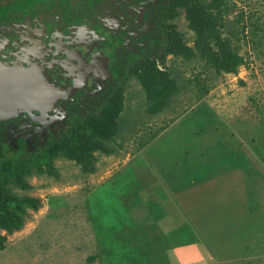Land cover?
Wrapping results in <instances>:
<instances>
[{
	"label": "rangeland",
	"instance_id": "rangeland-1",
	"mask_svg": "<svg viewBox=\"0 0 264 264\" xmlns=\"http://www.w3.org/2000/svg\"><path fill=\"white\" fill-rule=\"evenodd\" d=\"M170 1L154 0L153 15L175 26L190 51L158 62L159 76L170 80L160 110H148L152 91L141 77L120 78L114 68L100 94L92 84L65 101L43 130L22 118L0 131L1 147L24 140L33 157L50 156L56 170L47 171L43 160L42 171L31 165L24 174L27 188L7 183L39 203L26 207L21 229L0 230V264H264V0H188L164 18ZM199 7L245 58L237 72H217L197 45L200 33L189 16ZM47 19L43 26L55 34L66 26L122 64L128 52L162 48L156 36L163 26L153 17L150 28L131 35L116 18L105 29L84 19ZM119 88L114 120L96 134L89 121ZM73 126L101 143L91 151L93 170L54 152Z\"/></svg>",
	"mask_w": 264,
	"mask_h": 264
},
{
	"label": "trees",
	"instance_id": "trees-1",
	"mask_svg": "<svg viewBox=\"0 0 264 264\" xmlns=\"http://www.w3.org/2000/svg\"><path fill=\"white\" fill-rule=\"evenodd\" d=\"M154 0H0V24L8 22L21 14L41 13L49 11L61 18L65 23L74 19L90 20L99 22L104 27H111L113 18L120 19L123 26L119 29L124 34H132L134 29L141 31L151 26V17L154 25L163 26V33L158 37L159 43L162 45L158 54H145L142 56H134L129 52L126 56L127 62L121 63L119 57L114 58L113 67L118 71L120 78L126 77L128 74H137L143 80L145 87H148L150 93V103L148 110L157 112L168 103L170 94V80L166 74L159 76L161 71L158 69V62L163 63L167 54H185L190 51L182 41L180 33L171 24H164L159 21L160 15H153ZM185 3L188 0H172L168 5L163 6L164 18H170L177 15L174 6L177 3ZM54 12V13H51ZM191 19L194 28L198 29L200 38L197 45L203 54L209 56L210 61L214 64L217 72H237L239 67L245 64V58L232 46L231 43L222 39L220 32L216 29L212 22V18L207 14L203 7L191 12ZM129 23L131 25H129ZM148 35L144 39H148ZM161 38V39H160ZM134 40H138L135 38ZM215 42L217 49H214L209 41ZM168 80H167V79ZM159 79L160 81H157ZM163 81L164 92L158 91L157 82ZM121 89H117L108 102L104 101L99 113L90 119V127L97 134L98 125L104 124L105 121H113L116 110L120 105ZM149 95V94H148ZM98 144V140L92 138L84 129L74 127L72 132L62 138L60 144L56 143L54 152L58 154L62 151L69 154L84 169H94L92 161V149ZM25 145L19 143L15 147L0 146V230L7 233L19 230L25 223L27 216L26 207L38 206V199L34 197H19L10 190L7 183L13 180L18 187L27 188L29 185L24 179L25 173H31V165L36 166L38 171H42L40 167L43 160H47V171L56 174L55 168L52 166L50 156H37Z\"/></svg>",
	"mask_w": 264,
	"mask_h": 264
},
{
	"label": "flooded vegetation",
	"instance_id": "flooded-vegetation-1",
	"mask_svg": "<svg viewBox=\"0 0 264 264\" xmlns=\"http://www.w3.org/2000/svg\"><path fill=\"white\" fill-rule=\"evenodd\" d=\"M44 13L27 12L0 24V28H3L0 33V65L38 69L46 79L50 78L64 90L73 85L74 80L82 81V87L71 98L60 101L56 105L55 110L65 101L81 95L92 84H96V88L92 90L100 94L103 91L102 89L109 84L111 71L114 70V58L109 60L105 58L98 51V43L95 42V39L85 35H78V33H66L62 30L66 26H59L57 28L58 32L55 34L54 30L43 26L45 21L46 23L50 21L47 19L49 12L48 14ZM75 20L77 19L68 22L71 24ZM81 20L83 21V19ZM61 21L65 24L62 19ZM87 21L92 22L90 20ZM26 22L29 23L25 26H20ZM101 26L104 29L106 28L102 24ZM19 28H23L24 31ZM54 111L50 113L44 124L34 121L32 116L26 113L20 114L14 119L0 122V131L22 118L29 122L28 127L30 129L33 130V128L39 127L43 130L50 122ZM35 114L38 115L37 112ZM24 142V140H20L18 143L25 145Z\"/></svg>",
	"mask_w": 264,
	"mask_h": 264
},
{
	"label": "water",
	"instance_id": "water-1",
	"mask_svg": "<svg viewBox=\"0 0 264 264\" xmlns=\"http://www.w3.org/2000/svg\"><path fill=\"white\" fill-rule=\"evenodd\" d=\"M82 83L74 80L73 85L64 90L50 78L46 79L38 69L0 65V122L26 113L34 121L44 124L56 105L71 98Z\"/></svg>",
	"mask_w": 264,
	"mask_h": 264
}]
</instances>
